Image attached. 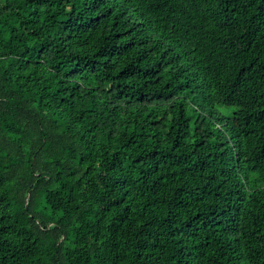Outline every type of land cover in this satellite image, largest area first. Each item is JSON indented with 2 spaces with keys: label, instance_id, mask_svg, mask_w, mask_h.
Returning <instances> with one entry per match:
<instances>
[{
  "label": "trees",
  "instance_id": "1",
  "mask_svg": "<svg viewBox=\"0 0 264 264\" xmlns=\"http://www.w3.org/2000/svg\"><path fill=\"white\" fill-rule=\"evenodd\" d=\"M0 264H264V0H0Z\"/></svg>",
  "mask_w": 264,
  "mask_h": 264
}]
</instances>
